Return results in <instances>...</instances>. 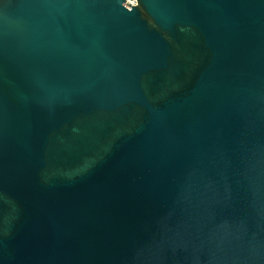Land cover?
I'll list each match as a JSON object with an SVG mask.
<instances>
[{
    "label": "water",
    "instance_id": "obj_1",
    "mask_svg": "<svg viewBox=\"0 0 264 264\" xmlns=\"http://www.w3.org/2000/svg\"><path fill=\"white\" fill-rule=\"evenodd\" d=\"M0 0V264H264V0Z\"/></svg>",
    "mask_w": 264,
    "mask_h": 264
},
{
    "label": "built area",
    "instance_id": "obj_2",
    "mask_svg": "<svg viewBox=\"0 0 264 264\" xmlns=\"http://www.w3.org/2000/svg\"><path fill=\"white\" fill-rule=\"evenodd\" d=\"M138 4L137 0H126V6L132 7Z\"/></svg>",
    "mask_w": 264,
    "mask_h": 264
}]
</instances>
